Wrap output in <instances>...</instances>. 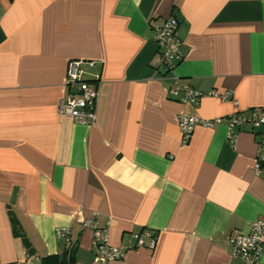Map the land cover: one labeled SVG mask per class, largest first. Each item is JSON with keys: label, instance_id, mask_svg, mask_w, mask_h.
I'll return each instance as SVG.
<instances>
[{"label": "crops", "instance_id": "0c3cea01", "mask_svg": "<svg viewBox=\"0 0 264 264\" xmlns=\"http://www.w3.org/2000/svg\"><path fill=\"white\" fill-rule=\"evenodd\" d=\"M169 17L172 70L153 29ZM71 61L98 84L90 126L58 111ZM176 80L198 105L169 93ZM263 108L264 0H0V264L62 255L59 228L76 264H99L90 219L113 246L156 236L107 264H241L229 238L264 220V127L236 128L234 143L225 122L184 138L178 118Z\"/></svg>", "mask_w": 264, "mask_h": 264}, {"label": "built area", "instance_id": "2783aa9c", "mask_svg": "<svg viewBox=\"0 0 264 264\" xmlns=\"http://www.w3.org/2000/svg\"><path fill=\"white\" fill-rule=\"evenodd\" d=\"M178 21L175 17H169L162 21L153 23L155 40L158 43L161 53L162 63L167 70H172L181 60V41L176 35ZM89 66H94V62H89ZM66 85L69 94L60 101L58 111L62 115L71 116L75 122L83 125H93L96 121V102L98 97V84L96 81L84 78V69L81 61H71L69 63ZM178 97L181 102L198 105L202 94L197 90L182 85L176 80L175 86L169 92ZM218 96L217 94H214ZM225 122L229 130V139L235 142L234 131L243 125H251L253 128L264 127V108L254 109L247 112L229 116L226 119L200 120L195 117L182 114L178 118L179 128L184 138H189L193 131L199 127L214 128L216 125ZM259 152L257 159V171L263 174L261 168L264 162V132L259 134ZM85 228L93 231V248L96 255V262L107 264L112 261L122 259L125 254L132 249L147 248L153 250L156 245V236L151 231L135 235V245L113 246L109 240V224L99 227L97 221L86 220L83 223ZM59 239H64L68 246L73 244L69 228H59L57 230ZM149 242H146V239ZM232 247V256L241 264H261L260 259L264 253V220H258L252 225L248 234L236 233L229 238Z\"/></svg>", "mask_w": 264, "mask_h": 264}, {"label": "trees", "instance_id": "16d2710c", "mask_svg": "<svg viewBox=\"0 0 264 264\" xmlns=\"http://www.w3.org/2000/svg\"><path fill=\"white\" fill-rule=\"evenodd\" d=\"M261 168L264 171V162L262 163ZM76 251H77V243L73 242V244L70 247H68L66 252H64L62 255L57 254V255H50L44 257L41 260V264H76L75 261Z\"/></svg>", "mask_w": 264, "mask_h": 264}]
</instances>
